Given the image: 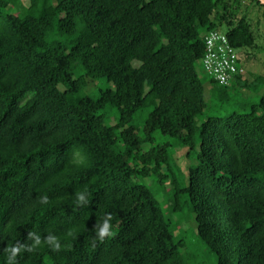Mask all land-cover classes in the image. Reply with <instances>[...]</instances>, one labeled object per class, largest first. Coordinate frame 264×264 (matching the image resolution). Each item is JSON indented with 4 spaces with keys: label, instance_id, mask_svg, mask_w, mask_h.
<instances>
[{
    "label": "trees",
    "instance_id": "trees-1",
    "mask_svg": "<svg viewBox=\"0 0 264 264\" xmlns=\"http://www.w3.org/2000/svg\"><path fill=\"white\" fill-rule=\"evenodd\" d=\"M250 5L264 8L258 0H0V264L8 245L31 243L30 231L54 233L62 247L23 251L18 264H185L183 241L140 181L147 177L170 181L172 211L195 214L218 264H264V96L245 111L207 115L206 92L219 84L200 74L210 31L225 26L238 51L255 45ZM98 79L114 87L93 97L86 90ZM231 83L250 89L264 77L246 72ZM218 92L228 97L227 86ZM146 108L138 132L133 121ZM156 134L195 153L187 179ZM85 189L90 204L78 206L74 194ZM109 212L114 234L93 247V228Z\"/></svg>",
    "mask_w": 264,
    "mask_h": 264
},
{
    "label": "rangeland",
    "instance_id": "rangeland-1",
    "mask_svg": "<svg viewBox=\"0 0 264 264\" xmlns=\"http://www.w3.org/2000/svg\"><path fill=\"white\" fill-rule=\"evenodd\" d=\"M24 6L30 5V0H22ZM248 21L256 36V43L252 48H245L239 51L241 58V64L244 67V73H248L249 77H264V8L257 5L248 6L247 10ZM221 31H226L225 26L221 28ZM49 40L59 39L63 43L68 42L66 36H58L54 32L48 33ZM75 75H79L82 72L80 67L75 69ZM200 74L204 79H209L210 76L200 66ZM209 81L206 85H209ZM114 87L112 81L106 79L95 80L94 83L86 90L87 94L96 97L101 90ZM213 91L206 92V99L208 101L207 115L223 114L226 115L234 110L245 111L249 109L250 105L257 103L264 96V85L258 87H250V89H239L232 83L227 85L226 98H218L216 93H219V85H213ZM211 89V88H210ZM150 108H146L136 114L133 124L137 127L138 132H142L145 119L147 117ZM116 110L106 114L105 119L109 122L113 121L117 117ZM201 117L199 118V120ZM155 143H170V154L172 155V163L180 168L182 173L179 176L183 178L188 177L187 168L196 162V155L188 148L183 147L172 140L169 136H163L156 134ZM151 143L144 145L145 148H150ZM197 149L199 146L197 145ZM191 152L190 156L187 155ZM185 171H184V170ZM140 181L145 183L151 188L154 195L158 199L160 205L167 218L170 219L171 229L174 234L175 241L182 240L183 245L180 250L182 252L185 264H218V256L211 252L206 245L200 240L197 235V224L195 221V214L189 211L187 208L179 212L172 211L170 207V199L172 197V187L170 181L165 183L156 182L154 177L140 178Z\"/></svg>",
    "mask_w": 264,
    "mask_h": 264
},
{
    "label": "built area",
    "instance_id": "built-area-1",
    "mask_svg": "<svg viewBox=\"0 0 264 264\" xmlns=\"http://www.w3.org/2000/svg\"><path fill=\"white\" fill-rule=\"evenodd\" d=\"M205 43L203 69L219 85H230L236 75L244 73L239 51L233 47L225 32L210 31Z\"/></svg>",
    "mask_w": 264,
    "mask_h": 264
},
{
    "label": "clouds",
    "instance_id": "clouds-1",
    "mask_svg": "<svg viewBox=\"0 0 264 264\" xmlns=\"http://www.w3.org/2000/svg\"><path fill=\"white\" fill-rule=\"evenodd\" d=\"M79 163H83V158L79 161ZM75 202L78 206H86L90 204L89 194L87 189L84 191H77L74 194ZM42 203H47L48 197L42 196L40 198ZM95 236L92 238V246L95 247L97 241H104L106 238L111 237L114 234V228L112 225V213H106L101 222L95 224L94 228ZM76 234V230H70L67 233L68 237H73ZM28 240L31 243H21L17 241L15 244H10L7 246V256H6V264H18V255L23 252H34L39 247L47 244L52 250L58 251L61 249V238L54 233H48L46 237H42L40 233L35 231H30L28 233Z\"/></svg>",
    "mask_w": 264,
    "mask_h": 264
},
{
    "label": "water",
    "instance_id": "water-1",
    "mask_svg": "<svg viewBox=\"0 0 264 264\" xmlns=\"http://www.w3.org/2000/svg\"><path fill=\"white\" fill-rule=\"evenodd\" d=\"M262 5H264V0H258Z\"/></svg>",
    "mask_w": 264,
    "mask_h": 264
}]
</instances>
